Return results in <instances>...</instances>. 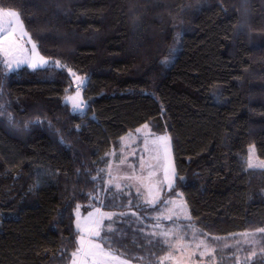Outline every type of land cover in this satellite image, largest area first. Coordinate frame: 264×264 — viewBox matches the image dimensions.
Returning a JSON list of instances; mask_svg holds the SVG:
<instances>
[{
    "label": "trees",
    "instance_id": "obj_1",
    "mask_svg": "<svg viewBox=\"0 0 264 264\" xmlns=\"http://www.w3.org/2000/svg\"><path fill=\"white\" fill-rule=\"evenodd\" d=\"M0 7L18 11L39 52L64 66L9 71L0 56V264H68L77 205L114 213L106 221L114 231L101 237L117 255L157 264L168 248L149 225L177 196L191 221L164 224L186 236L190 223L200 230L195 238L213 244L216 259L202 264H264L256 231L264 228V169L245 166L249 145L264 159V0ZM69 69L85 80L83 112L66 102ZM143 124L168 135L174 163L172 187L155 205L105 187L110 155L118 160L121 137ZM243 233L255 240L242 242Z\"/></svg>",
    "mask_w": 264,
    "mask_h": 264
},
{
    "label": "rangeland",
    "instance_id": "obj_2",
    "mask_svg": "<svg viewBox=\"0 0 264 264\" xmlns=\"http://www.w3.org/2000/svg\"><path fill=\"white\" fill-rule=\"evenodd\" d=\"M28 41H29V35L22 36L21 33L17 31L16 37H15V45L19 48H23L27 50V54L31 55L32 44L29 43ZM32 42L35 43L33 40ZM37 51L39 52L38 48H37ZM39 54L40 56H43L40 52ZM0 56L3 62L5 60V57L2 52H0ZM43 57L49 61L48 65L55 66V62L58 61V60L49 59L45 56ZM72 82H73V89L69 92L68 96H74L77 90L78 82L76 81L74 76H72ZM84 85L81 87L80 91H82ZM144 125L145 124L137 127L135 130L130 131L121 137L120 156L118 160H115L114 153H112L110 155L109 165L106 167L105 187L110 186V187L117 188L120 190H125V191H129V189H132L134 192L138 194V200H140L142 203L146 205H149L146 202L147 200L151 198L149 197L148 189L151 188L153 196H156V194L158 193V197H160L162 190L169 188L168 186L169 180H171L173 184L174 182L173 172L175 173V171H174L173 157L171 153L170 140H169L170 151H169L167 159L165 158L163 148L158 143H153L156 137L158 136L168 137V135L164 133L163 134L157 133L148 124H147L148 125L147 128H145ZM137 129H139L140 131L137 132ZM250 149H254V146L249 145L247 147V153L245 156V166L247 168H249L248 159H249L250 154L252 155L253 161L255 163L259 164L261 162H264V159H261L260 157L257 156L255 149L251 153H250ZM166 168H167V178H166V173H165ZM254 168L264 169L261 167H254ZM117 185H119V187H117ZM137 189H139V193L137 192ZM165 201H173L175 202V205H186L182 196L168 198ZM128 203L129 201L127 202V206L129 205ZM96 209L100 210L99 213L96 212ZM169 209H172L173 212L179 211L174 206V204L165 203L164 206L161 207V209L158 212L153 214V219L155 221H153V223H150L149 225L151 228L150 229L151 233L155 232L157 233V236H160L159 233L161 232V230L167 231L169 229H172L173 234L168 237L170 243L172 244H176L177 238L179 236H183L184 240L181 241V244L188 245L189 247L187 248L184 254V259L182 261V264H202L204 262L206 263L215 262L216 259L214 257L211 259L214 253L213 244L207 243L202 238H192L193 236L192 229L190 230V233H188L189 235L186 236L185 235L186 233H184V231L181 230V226L164 224L167 221H170L169 219L164 218L168 216L169 214H171L169 212ZM105 211L106 210L100 209L99 206L93 209V211H89V210L84 211L83 209H81V207H79L80 223L82 225L84 224L85 218L88 216L89 212L94 213V215L98 217L100 216L101 213H104ZM74 214H75L74 223L76 227L77 207L75 208ZM185 214L189 215L187 206L184 212H181L179 214V217L177 215H173L172 219L186 220L184 218ZM156 217H160V220H159L160 227L159 228L155 227V225L157 224V220L155 219ZM107 219H108L107 217H104V219L102 220L100 231H102L106 227L107 228L109 227L106 223ZM79 236H80V233L78 232L77 244H78ZM92 239L94 240L96 239L97 241H99L100 238L93 237ZM240 240L245 243L253 242L255 240V235H248V236L242 235ZM201 241H204L205 243L201 244ZM197 245H200V247H197ZM168 252L169 250H167L163 255L159 256L158 258L166 257L168 255ZM200 252H205V255L201 257ZM193 253H195V255H193ZM174 254L179 255V253H174ZM251 254L252 253H250V255ZM158 258L156 260L157 262H158ZM71 259L68 264H71ZM125 260L127 261V264H132V262H130L129 260L127 259ZM111 264H118V262L113 261L111 262ZM133 264H136V263H133ZM137 264H140V263H137ZM164 264H175V261L168 259L164 261Z\"/></svg>",
    "mask_w": 264,
    "mask_h": 264
},
{
    "label": "snow or ice",
    "instance_id": "obj_3",
    "mask_svg": "<svg viewBox=\"0 0 264 264\" xmlns=\"http://www.w3.org/2000/svg\"><path fill=\"white\" fill-rule=\"evenodd\" d=\"M4 0H0V4H3ZM19 31L22 36H28L27 30H25L23 21L21 19V15L18 11L12 9V8H4L0 7V52L3 53L5 60L3 61L5 68L9 71H15L16 69L20 68L22 65H27L28 67L32 69L36 68H44L49 64V61L46 60L43 56H40L39 52L37 51V45L32 42L31 37L29 36V43L32 44L31 48V55L27 54V50L23 48H19L15 45V37L16 33ZM174 52V49L168 53V57H170ZM170 63V60L168 58H165L162 60V64H168ZM55 66L57 67H64L63 65H60L59 61L55 62ZM69 72L75 77L77 83V90L74 96H68L66 97V102H71L72 110L73 112H83L84 109L87 107V104L83 101L81 98V87L85 84V80L79 76H76L74 72H71V69H69ZM6 74V73H5ZM3 108V105H0V109ZM4 113L0 111V115H3ZM9 119L11 120V114H9ZM145 128L148 127L147 124L144 125ZM140 130L137 129V132ZM153 143H158L164 151L165 158H168V154L170 151L169 146V137L167 136H158L153 141ZM254 149H250V153L253 152ZM248 167L254 168V167H261L264 168V162H261L259 164L255 163L253 161V157L250 154L248 159ZM166 178H167V168L165 169ZM151 175V173H150ZM173 175L175 173L173 172ZM95 179V177H93ZM183 179V178H181ZM168 186L171 189L172 187V181L169 180ZM119 187V185H117ZM137 192L139 193V189H137ZM149 197H151L146 202L149 205H155V203L158 200V193L156 196H153L151 188L148 189ZM179 195V194H178ZM165 203H172L174 206L179 210L177 212H173L172 209H169L168 216L164 217L165 219L171 220L173 218V215H177L179 217V214L181 212H184L186 209V205H175V202L173 201H165ZM79 205H77V231L80 233L79 240H78V247L77 249L72 252L71 254V264H111V262L115 261L118 262V264H127V261L122 258L121 255H117L111 248V241L108 240L107 235L105 237H101V231L100 226L102 223V220L104 217H107L109 220L112 218V213H101L100 216H95L94 213L89 212L88 216L85 218V222L82 225L80 223L79 219ZM99 209H96V212L99 213ZM121 215H126V213H123ZM133 215H135L133 213ZM185 219L191 221V216L185 214ZM157 220V224L155 227L159 228V220L160 217L155 218ZM189 228L193 231V238H195L196 234L200 231L199 229L195 228V225L189 224ZM114 230L109 226L106 229V233H112ZM258 233H264V228H259L256 230ZM173 234V230L169 229L167 231L161 230L159 235L163 238L162 243L167 246L169 252L166 257H160L158 258L157 264H164L165 260H173L175 261V264H182V261L184 259V254L189 247L188 245H182L181 241L184 240L183 236H179L177 238V243L172 244L170 243L168 237ZM150 235L156 236L157 233L153 232ZM205 236L207 234H204ZM241 235L248 236V235H255V233H243ZM93 237L100 238V242H97L96 240L92 239ZM213 239H219L217 237H213ZM151 243V241H149ZM204 241H201V244H204ZM105 244L108 245L107 248H105ZM226 247L228 245H225ZM197 247H200V245H197ZM174 253H179V255H175ZM195 255V253H193ZM205 255V252H200V256L203 257ZM252 255H255V252L252 253ZM142 259V258H138Z\"/></svg>",
    "mask_w": 264,
    "mask_h": 264
},
{
    "label": "crops",
    "instance_id": "obj_4",
    "mask_svg": "<svg viewBox=\"0 0 264 264\" xmlns=\"http://www.w3.org/2000/svg\"><path fill=\"white\" fill-rule=\"evenodd\" d=\"M108 165H109V163H108ZM108 165H107V166H108ZM90 211H93V209H92V210H90ZM104 213H113V212H112V211H108V212H107V211H105ZM107 220H108V219H107ZM107 220H106V221H107ZM95 240H96V239H95ZM96 241H97V240H96ZM97 242H99V241H97ZM132 264H133V263H132Z\"/></svg>",
    "mask_w": 264,
    "mask_h": 264
}]
</instances>
